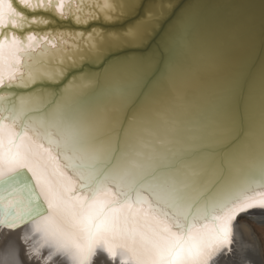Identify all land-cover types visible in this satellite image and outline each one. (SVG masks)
I'll return each instance as SVG.
<instances>
[{"label": "snow or ice", "instance_id": "1", "mask_svg": "<svg viewBox=\"0 0 264 264\" xmlns=\"http://www.w3.org/2000/svg\"><path fill=\"white\" fill-rule=\"evenodd\" d=\"M260 2L257 18L254 0H0L9 227L51 213V245L76 264L97 244L143 264H208L230 246L257 202L220 190L257 116L264 163ZM47 12L69 28L30 31Z\"/></svg>", "mask_w": 264, "mask_h": 264}, {"label": "bare ground", "instance_id": "2", "mask_svg": "<svg viewBox=\"0 0 264 264\" xmlns=\"http://www.w3.org/2000/svg\"><path fill=\"white\" fill-rule=\"evenodd\" d=\"M70 2L75 4L77 0H70ZM41 26L46 27V25ZM47 27L41 29L43 31H36L43 33L45 31L55 32L68 29L56 27L52 29ZM59 46L62 47L63 43L61 42ZM197 92V82L194 81L191 95L195 96ZM251 143L253 144V148L243 153L237 160L232 175L220 190V196L221 198L234 199L236 202H240L242 198H250L251 201L257 202V207L236 215L231 225L232 244L230 246L226 245L224 249L215 253L208 264H252L254 257H252L250 252L247 253L248 250L246 248L248 246L250 247L249 249L253 247L252 252H254L256 257L258 256L257 264H264V241L253 227L254 224H264V209L258 203L264 200V163H262L259 152L258 116L255 136ZM7 174L8 172L4 167L3 157L0 156V176ZM0 195L7 196L8 193L5 190H0ZM209 211L211 210L209 209ZM4 212L3 205L0 204V264H12L14 259L19 264L59 263L60 253H56V249L52 247L50 238L47 236L46 221L51 217V213L46 212L44 216L23 223L16 221L17 226L12 228L9 227L11 218H8V222H5ZM206 223L211 224V217H209ZM239 232H243V235L250 237L251 244L245 243L244 241L242 244L238 240L239 236H236V234L239 235ZM80 242L85 246L87 245V241L81 240ZM114 252L115 257L109 254L104 244H97L93 247V254L86 264H143L127 248L116 246L114 247ZM13 253L15 254L14 256ZM62 258V264H76L72 256L68 254L67 259Z\"/></svg>", "mask_w": 264, "mask_h": 264}, {"label": "water", "instance_id": "3", "mask_svg": "<svg viewBox=\"0 0 264 264\" xmlns=\"http://www.w3.org/2000/svg\"><path fill=\"white\" fill-rule=\"evenodd\" d=\"M209 2H211V0H209ZM260 7H261L260 0H254V10H255L256 15H258V16H259V9H260ZM37 15H43L44 17H46V18H48V19H50L52 21L51 24L46 25V27L48 26L47 28H52V29L55 28V27L56 28H60V29L61 28L62 29L69 28V22L59 20L56 17V15L54 13H52V12L38 13ZM46 27L41 26V25L33 26V28H35V30H41V29H44ZM41 31H43V30H41Z\"/></svg>", "mask_w": 264, "mask_h": 264}, {"label": "rangeland", "instance_id": "4", "mask_svg": "<svg viewBox=\"0 0 264 264\" xmlns=\"http://www.w3.org/2000/svg\"><path fill=\"white\" fill-rule=\"evenodd\" d=\"M33 26H36V25H33ZM33 26L30 28V29H31L30 31H35V32H37V31L35 30V28H33ZM253 227H254L255 231L258 233V235L261 237V239L264 241V224H262V225H256V224H254ZM238 234H239V235L236 234V236H237V237L239 236L238 240H239L242 244H243L244 242H245V243H249V244H251V240L249 239L250 237L243 235V232H239ZM243 241H244V242H243ZM249 248H250V247L248 246V247L246 248V250H248L247 253L250 252V254L252 255V257H254V262H252V264H257V262H258V256L256 257L255 254H254V252H252V251H253V247L251 248L252 250L249 249ZM62 257H64L65 259H67V253H60V255H59L60 261H59L58 264H62V262H61V261H63V258H62ZM65 259H64V260H65Z\"/></svg>", "mask_w": 264, "mask_h": 264}]
</instances>
